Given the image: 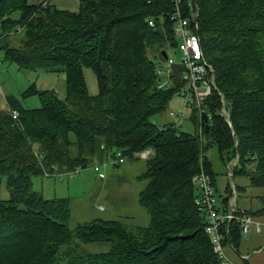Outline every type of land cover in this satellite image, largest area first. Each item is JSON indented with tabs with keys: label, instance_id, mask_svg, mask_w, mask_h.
Segmentation results:
<instances>
[{
	"label": "trees",
	"instance_id": "obj_1",
	"mask_svg": "<svg viewBox=\"0 0 264 264\" xmlns=\"http://www.w3.org/2000/svg\"><path fill=\"white\" fill-rule=\"evenodd\" d=\"M79 2V11L71 12L50 0H0L4 61L66 78L64 99L36 91L41 108L9 98L10 110L0 111V186L5 179L10 192L8 200L0 198V264H221L195 205L192 180L204 170L216 187L206 156L215 146L225 167L239 157L234 179L264 188V0H195L201 46L229 118L214 93L206 101L209 131L193 135L152 121L180 90L178 78L159 89L157 76L161 53L177 46L173 1ZM85 69L96 77L97 95L89 93ZM191 122L202 125L196 111ZM145 150L154 152L140 177L148 180L139 194L148 226L96 218L73 228L69 199L47 200L33 188L35 176L72 173L118 151L125 162L139 159ZM235 188L237 195L244 190ZM226 193L220 197L224 209L230 185ZM242 234L233 222L227 243L238 246ZM88 245L109 249L90 253Z\"/></svg>",
	"mask_w": 264,
	"mask_h": 264
},
{
	"label": "rangeland",
	"instance_id": "obj_2",
	"mask_svg": "<svg viewBox=\"0 0 264 264\" xmlns=\"http://www.w3.org/2000/svg\"><path fill=\"white\" fill-rule=\"evenodd\" d=\"M45 1L49 0H29V3L40 4ZM50 1L52 5L62 10L78 12L80 8L79 0ZM18 39V37H15L12 44L17 46ZM167 54L175 62L179 63L181 61L182 55L177 49H169ZM84 74L89 93L97 95L98 83L92 70L85 69ZM36 91H55L59 98L64 99L66 94L65 75L62 72L21 70L15 64L4 61V52L0 48V111L10 110L9 98L17 99L27 109L41 108L43 106L42 100ZM223 106H227L226 102ZM171 112H174L175 116L172 117ZM226 112L229 115L227 107ZM182 113H184L185 120L182 122L181 131L192 135L199 134L200 127L195 128L191 122L192 109L186 106L184 100L177 94L171 99L167 110L162 115L153 117L152 121L158 127L174 126L179 123V116ZM222 116L227 120L223 109ZM206 156L211 161L213 170L217 174V198L227 197L225 189L229 184L228 165L224 166L215 146L207 150ZM105 161L111 164L107 169V178L103 181L98 178V174L93 169L94 163H91L89 167L78 169L73 174L58 170L52 176H35L32 179L33 188L35 191L41 192L47 200L55 198L69 199L72 212L70 225L73 228L96 218L118 220L136 226H148L150 216L139 203V194L148 185L147 179L140 178L147 171V162L140 158H126L124 164L114 166L111 162L112 157ZM230 162H235L237 166L239 163L238 156ZM235 184L245 187V190L238 192L237 195L239 196L240 206L244 205L245 202L250 203L259 195H264V188H251L247 178L237 177L235 178ZM229 185L232 194H228V199L232 200L236 188L231 181ZM0 198L3 200L10 198L5 179H3L0 186ZM237 208L239 209L238 206ZM86 249L90 253H99L108 251L109 246L88 245Z\"/></svg>",
	"mask_w": 264,
	"mask_h": 264
},
{
	"label": "built area",
	"instance_id": "obj_3",
	"mask_svg": "<svg viewBox=\"0 0 264 264\" xmlns=\"http://www.w3.org/2000/svg\"><path fill=\"white\" fill-rule=\"evenodd\" d=\"M173 12L170 15V20L173 22L174 34L177 42V49L181 55V61L175 62L168 56L167 60H162L157 67V76L159 77V89H169L175 84V79H179L180 90L177 95L180 96L185 105L196 111L201 118L202 113H206V101L212 97L214 93H218L221 97V102L225 104L223 95L218 89L216 83V75L213 66L205 58L200 37L198 35V16L199 8L194 3L195 0H172ZM150 26H154L151 21ZM176 77V78H175ZM223 113L229 118L225 106ZM171 116H175L171 112ZM13 117H18V112H13ZM185 120L184 113L179 116V123L174 125V128L181 130L182 122ZM200 134L203 133L204 126L201 120ZM154 152L152 150H145L139 152L136 156L142 160H148ZM112 164H123L125 158L123 154L118 151L112 159ZM111 164L108 161L96 162L93 164V169L98 174V178L103 181L107 178V169ZM236 163L230 162L228 164V177L232 181L233 169ZM81 169V168H78ZM77 169V170H78ZM75 173L72 172V174ZM46 176H50L46 173ZM192 184L197 192L195 205L199 211L205 215L206 225L205 233L208 235L213 251L216 254L221 264H233L228 258L226 247L230 246L233 250L235 247L227 243V235L229 234L231 224L233 222L240 223L243 235H248L253 226V219L239 211L237 208V191H234L233 199H228L227 208L224 209L220 197L217 198V189L213 183L212 177L204 170L196 175ZM234 188V186H233ZM223 200V199H222Z\"/></svg>",
	"mask_w": 264,
	"mask_h": 264
},
{
	"label": "crops",
	"instance_id": "obj_4",
	"mask_svg": "<svg viewBox=\"0 0 264 264\" xmlns=\"http://www.w3.org/2000/svg\"><path fill=\"white\" fill-rule=\"evenodd\" d=\"M228 181L230 184L229 178ZM215 184L217 189V177L215 179ZM229 184L226 186V189L228 188ZM263 196L264 195H259L257 196V198L255 197L256 199H253L250 203L245 202V204L242 206H240V202L238 199V207L242 212L248 213L250 215V217L253 219L254 226L248 235L245 236L242 234V238L238 246L235 247L234 244H232L235 247V250H233L230 246L226 247L227 256L233 262V264H264V204L262 201Z\"/></svg>",
	"mask_w": 264,
	"mask_h": 264
},
{
	"label": "water",
	"instance_id": "obj_5",
	"mask_svg": "<svg viewBox=\"0 0 264 264\" xmlns=\"http://www.w3.org/2000/svg\"><path fill=\"white\" fill-rule=\"evenodd\" d=\"M197 22H198V21H197ZM161 56H162V59H163L164 61H166L167 58H168V54H167L166 51H163V52L161 53ZM201 120H202V123H203V126H204L205 131L208 132V131H209V128H210V125H209V116H208L206 113H202V115H201ZM238 159H239V157H238ZM232 181H233V184H234V186H235V179H234L233 176H232ZM236 193H237V192H236Z\"/></svg>",
	"mask_w": 264,
	"mask_h": 264
}]
</instances>
